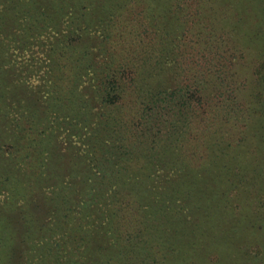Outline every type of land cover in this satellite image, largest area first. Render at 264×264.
Returning a JSON list of instances; mask_svg holds the SVG:
<instances>
[{
	"label": "trees",
	"instance_id": "trees-1",
	"mask_svg": "<svg viewBox=\"0 0 264 264\" xmlns=\"http://www.w3.org/2000/svg\"><path fill=\"white\" fill-rule=\"evenodd\" d=\"M0 264H264V0H0Z\"/></svg>",
	"mask_w": 264,
	"mask_h": 264
}]
</instances>
